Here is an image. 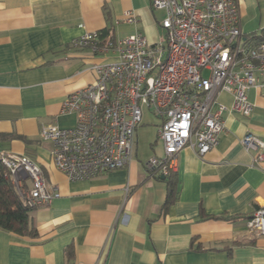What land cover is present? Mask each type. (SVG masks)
Returning a JSON list of instances; mask_svg holds the SVG:
<instances>
[{"label":"crops","instance_id":"obj_1","mask_svg":"<svg viewBox=\"0 0 264 264\" xmlns=\"http://www.w3.org/2000/svg\"><path fill=\"white\" fill-rule=\"evenodd\" d=\"M151 1L0 0V158L28 156L60 193L31 212L35 237L0 228V264H264V235L247 224L264 208V162L242 144L247 134L264 143L259 91L249 92L248 117L232 110L231 95L219 96L228 108L219 144L204 157L190 147L179 153L167 210V182L149 175L136 150L123 169L70 181L40 137L49 124L76 125L62 113L64 101L94 81V65L114 59L73 42L106 28L113 40L140 33L158 42L165 12ZM239 13L245 36L262 33L264 0H239Z\"/></svg>","mask_w":264,"mask_h":264},{"label":"built area","instance_id":"obj_2","mask_svg":"<svg viewBox=\"0 0 264 264\" xmlns=\"http://www.w3.org/2000/svg\"><path fill=\"white\" fill-rule=\"evenodd\" d=\"M151 3L165 12L158 42L149 43L140 33L105 40L100 32L73 42L77 48L112 54L114 59L94 65V81L64 101L62 113L77 118L73 128L49 124L41 130V139L53 146V163L70 181L93 180L127 167L145 110L160 120L164 153L145 166L152 178H159L177 171L183 149L190 147L204 157L217 147L228 110L221 94L231 95L232 110L245 117L254 109L249 92L264 96V39L243 34L239 0ZM126 17L135 22L131 13ZM242 144L258 152L256 164L264 162L261 140L247 134ZM0 159L28 207L48 206L60 197L28 156L7 154ZM247 224L251 232L264 235V208L255 211Z\"/></svg>","mask_w":264,"mask_h":264},{"label":"trees","instance_id":"obj_3","mask_svg":"<svg viewBox=\"0 0 264 264\" xmlns=\"http://www.w3.org/2000/svg\"><path fill=\"white\" fill-rule=\"evenodd\" d=\"M100 34L101 39L113 40V31L110 28H106ZM256 37L264 39V30L261 35H256ZM173 176L174 172H170L165 176L167 195L162 206L163 210H167L176 201L172 184L173 181L171 179ZM32 211L33 208L25 205L21 197L17 194L7 177V169L0 159V228L20 236L35 237L37 232L31 219ZM252 217L253 214L248 217L247 221L252 219Z\"/></svg>","mask_w":264,"mask_h":264},{"label":"rangeland","instance_id":"obj_4","mask_svg":"<svg viewBox=\"0 0 264 264\" xmlns=\"http://www.w3.org/2000/svg\"><path fill=\"white\" fill-rule=\"evenodd\" d=\"M159 16L161 19L164 17L163 13H159ZM122 32V30H117L116 35L121 36ZM159 124L160 120L158 118L148 110L144 111L143 125L136 132L137 144L134 147V152L137 151L139 159L145 163V166L153 157L163 156L161 142L158 140L160 139L158 136Z\"/></svg>","mask_w":264,"mask_h":264},{"label":"water","instance_id":"obj_5","mask_svg":"<svg viewBox=\"0 0 264 264\" xmlns=\"http://www.w3.org/2000/svg\"><path fill=\"white\" fill-rule=\"evenodd\" d=\"M161 179H162V180H165V176H161Z\"/></svg>","mask_w":264,"mask_h":264}]
</instances>
